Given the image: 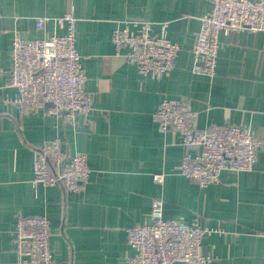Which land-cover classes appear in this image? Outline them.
Returning <instances> with one entry per match:
<instances>
[{"label":"crops","instance_id":"obj_1","mask_svg":"<svg viewBox=\"0 0 264 264\" xmlns=\"http://www.w3.org/2000/svg\"><path fill=\"white\" fill-rule=\"evenodd\" d=\"M257 1V0H251ZM212 0H0V264H22L14 232L20 216L43 215L52 228L54 264H130L135 250L127 229L147 224L153 200L162 197L164 216L222 229L206 235L202 250L211 264H264V31L222 32L217 75L193 72L192 50L200 19ZM77 18L76 47L93 94L87 119L74 125L44 112L27 114L7 102L14 33L25 39L62 35L37 17ZM136 20L168 23L167 37L179 44L174 68L141 76L117 53L114 31ZM163 99L185 100L193 126L231 124L262 140L251 172H223L208 188L181 175L184 148L179 132L161 131L153 120ZM56 138L69 157L85 153L92 170L79 193L62 186L33 187L35 150ZM165 174L163 184L154 174Z\"/></svg>","mask_w":264,"mask_h":264},{"label":"built area","instance_id":"obj_2","mask_svg":"<svg viewBox=\"0 0 264 264\" xmlns=\"http://www.w3.org/2000/svg\"><path fill=\"white\" fill-rule=\"evenodd\" d=\"M212 10L200 19L201 27L194 44L192 69L195 74L214 79L217 75L220 34L264 31V0H212ZM77 18L67 11L57 18L37 17L36 28L44 30L53 22L65 29L62 35L46 39H25L15 32L11 48L12 68L8 88L17 96L7 102L30 114L44 112L69 125L78 118L87 119L92 110L93 94L86 90L88 80L82 56L76 47ZM139 28L130 26L114 31L117 53L122 49L127 61L137 67L141 76L162 75L174 68L180 46L167 37L168 23L154 31V22L136 20ZM195 112L185 100L163 99L153 120L161 131L179 132L184 153L181 175L201 188L219 182L223 172H251L255 169L262 140L250 130L224 124L206 129L193 126ZM92 170L85 153L69 157L62 140L56 138L35 150L34 188L62 186L79 193L90 183ZM156 183L163 184L165 174H154ZM164 200H153L147 224L127 229L128 242L135 250L130 264L142 259L155 264H211L214 257L202 250L206 235L223 233L218 228L203 226L196 218L192 224L164 216ZM52 228L43 215L20 216L13 235L22 264H54L50 246Z\"/></svg>","mask_w":264,"mask_h":264},{"label":"bare ground","instance_id":"obj_3","mask_svg":"<svg viewBox=\"0 0 264 264\" xmlns=\"http://www.w3.org/2000/svg\"><path fill=\"white\" fill-rule=\"evenodd\" d=\"M55 35H57V34H55ZM142 264H155V263H153L149 260H146V259H142Z\"/></svg>","mask_w":264,"mask_h":264},{"label":"rangeland","instance_id":"obj_4","mask_svg":"<svg viewBox=\"0 0 264 264\" xmlns=\"http://www.w3.org/2000/svg\"><path fill=\"white\" fill-rule=\"evenodd\" d=\"M153 178H154V176H153ZM155 181V180H154Z\"/></svg>","mask_w":264,"mask_h":264}]
</instances>
